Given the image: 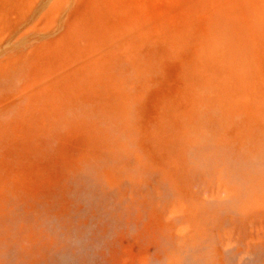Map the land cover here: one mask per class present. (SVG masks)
I'll use <instances>...</instances> for the list:
<instances>
[{
	"label": "rangeland",
	"instance_id": "obj_1",
	"mask_svg": "<svg viewBox=\"0 0 264 264\" xmlns=\"http://www.w3.org/2000/svg\"><path fill=\"white\" fill-rule=\"evenodd\" d=\"M23 1L0 0V264L70 232L84 264H264V178L222 159L264 171V0Z\"/></svg>",
	"mask_w": 264,
	"mask_h": 264
},
{
	"label": "bare ground",
	"instance_id": "obj_2",
	"mask_svg": "<svg viewBox=\"0 0 264 264\" xmlns=\"http://www.w3.org/2000/svg\"><path fill=\"white\" fill-rule=\"evenodd\" d=\"M21 3L22 5L24 4V1L21 0ZM24 12V11H23ZM0 18H2V16H0ZM120 20V19H119ZM20 21H24L23 19H20ZM122 20L118 21L117 19H114V18H110L109 20V23L107 25V29L110 28H114L115 30H119L121 32H124V28L122 25H119V22H121ZM123 22V21H122ZM17 24H20V23H17ZM158 33H159V30H158ZM155 33L153 32V35ZM156 36V35H155ZM153 37V39H157V37ZM170 68V67H169ZM78 85V83H77ZM76 87V85H75ZM4 90L0 89V94L3 93ZM46 96V98H40L39 99V104L42 106L43 104L45 103H49L52 96H54L53 93H49V94H46L44 95ZM37 97H40V96H37ZM36 100V99H35ZM44 112H33V114H43L44 115V118L47 119L49 117V119H53V116L51 114V110L50 108H43ZM34 116H37V115H34ZM0 118H4V116L2 115V117ZM69 118V117H68ZM37 121H41L39 119V117L37 116ZM72 121V120H71ZM63 123H67L66 121H64ZM37 125H40V126H45L44 125V122H41ZM58 125V124H57ZM259 133H260V136H259V139H262V142H264V131H263V128L260 127L259 128ZM263 145H261L260 147H255L254 149V153H255V156H256V159H260L262 162H264V153H263V150H262V147ZM219 154V153H218ZM233 154L231 153H226V155L222 156V159H224L223 161H226L228 162V160L230 161V165H229V162L227 163V167H231L232 168V176H238L239 178H237L235 181L238 182L236 185H237V189L239 191L240 188L242 189V187H244L246 185V183L248 184H253V183H257V180H258V177H256L255 175L262 177L264 178V171L263 172H259L257 174H252L250 179L246 178V179H243L242 177H244L245 175H247V173H241V168H243L246 163H247V160L246 158H238V159H232L233 158ZM217 160H219V155L216 157L214 156ZM214 158V159H215ZM220 161V160H219ZM218 162V161H217ZM221 165V164H220ZM219 165V166H220ZM243 166V167H241ZM241 167V168H240ZM240 168V169H239ZM240 171V172H239ZM232 176L227 179L228 182L231 181L233 182L232 180ZM254 176V177H253ZM253 177V181L251 180V178ZM95 177H90V176H84L82 178V180H80V183H79V191L81 193V197L84 201L86 202H97L99 200H102L103 202H107L109 199L112 198L113 196V193H112V190L111 188H108V187H105V189H103V191L101 193H97L96 192V189L98 188V184L100 183V181L102 180V178L98 177L97 180L95 181ZM224 180V179H223ZM234 181V182H235ZM233 182V183H234ZM240 185V186H239ZM221 187V188H220ZM224 188H226V185L223 183V184H219V188L220 190L224 191ZM239 187V188H238ZM233 190H235V188H233ZM225 191H229L228 188L225 189ZM235 195V193L231 192V196ZM245 193L244 194H241L239 192L238 195H236V199L233 200L234 202V205H235V202H239V203H242L244 204V202H246V199H245ZM237 200V201H236ZM231 201V199H230ZM236 206V205H235ZM243 207V206H241ZM230 208L232 210H236L237 209H233L232 205L230 204ZM235 208V207H234ZM44 219V218H43ZM42 219V221H43ZM75 231V230H73ZM78 233H72L70 232L67 236V242H66V246L63 247L58 253H57V260L55 261H52L51 264H84V261H86V259L84 260V258H87L88 257V253L86 251H84L85 249H82L80 247H77V243H78V238L79 239H83L82 238V235H77ZM93 245L94 244H91L90 247L87 248V245L86 248L88 250H91L93 248Z\"/></svg>",
	"mask_w": 264,
	"mask_h": 264
},
{
	"label": "crops",
	"instance_id": "obj_3",
	"mask_svg": "<svg viewBox=\"0 0 264 264\" xmlns=\"http://www.w3.org/2000/svg\"><path fill=\"white\" fill-rule=\"evenodd\" d=\"M2 94V96L4 95V93H1Z\"/></svg>",
	"mask_w": 264,
	"mask_h": 264
}]
</instances>
